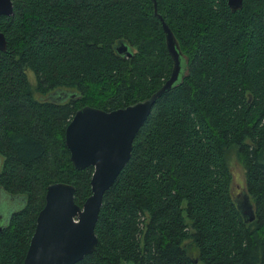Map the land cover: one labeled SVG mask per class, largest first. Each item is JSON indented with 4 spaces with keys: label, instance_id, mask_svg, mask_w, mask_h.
Returning a JSON list of instances; mask_svg holds the SVG:
<instances>
[{
    "label": "trees",
    "instance_id": "obj_1",
    "mask_svg": "<svg viewBox=\"0 0 264 264\" xmlns=\"http://www.w3.org/2000/svg\"><path fill=\"white\" fill-rule=\"evenodd\" d=\"M10 2L11 15H0V198L10 207L0 264H22L46 186L72 185L78 206L90 194L92 168H73L63 143L75 109L142 100L172 62L151 0ZM155 10L181 72L135 132L102 195L95 248L74 264H264V0L234 12L226 0H155ZM118 41L130 57L115 53ZM60 88L73 97L32 96ZM230 146L245 170L249 222L229 188Z\"/></svg>",
    "mask_w": 264,
    "mask_h": 264
},
{
    "label": "water",
    "instance_id": "obj_2",
    "mask_svg": "<svg viewBox=\"0 0 264 264\" xmlns=\"http://www.w3.org/2000/svg\"><path fill=\"white\" fill-rule=\"evenodd\" d=\"M241 1L226 0V4L234 12L241 8ZM151 2L153 14L160 21L165 48L172 62L170 74L149 96L124 107L102 110L83 105L75 109L64 128L63 143L73 168H92L90 194L78 206L73 201L72 185L52 182L46 186L43 206L35 216L33 232L22 264H74L95 248L93 227L102 195L127 161L132 138L145 120L154 100L175 84L181 72V55L173 34L156 13L155 0ZM11 13L10 0H0V15L9 16ZM5 46L6 41L0 32V51H4ZM113 49L117 55L131 56L130 48L122 41H118ZM54 95L56 93H52L50 97ZM57 95L60 100L73 97L74 94L57 90ZM236 207L245 222L253 219L251 203L244 193L236 201Z\"/></svg>",
    "mask_w": 264,
    "mask_h": 264
},
{
    "label": "rangeland",
    "instance_id": "obj_3",
    "mask_svg": "<svg viewBox=\"0 0 264 264\" xmlns=\"http://www.w3.org/2000/svg\"><path fill=\"white\" fill-rule=\"evenodd\" d=\"M27 77L30 87H33L34 84V78L30 71H27ZM62 92L71 93V90H65V89H58ZM33 98L39 99V100H51L49 93L41 96L38 93L34 92L32 93ZM264 153V149H263ZM224 160L228 167V171L230 173V181H229V188L230 191L233 194V197L241 196L244 192V167L241 164V162L237 158V154L235 151V147L230 146L224 151ZM20 207V202L16 201L12 205V209H16ZM8 204L5 202L3 198H0V216L4 217L5 212L7 211ZM10 209V207L8 208ZM189 241V240H188ZM193 251V250H192ZM194 255L192 254V257ZM120 264H133L132 262H124L122 261ZM196 264H201L200 262H197Z\"/></svg>",
    "mask_w": 264,
    "mask_h": 264
},
{
    "label": "flooded vegetation",
    "instance_id": "obj_4",
    "mask_svg": "<svg viewBox=\"0 0 264 264\" xmlns=\"http://www.w3.org/2000/svg\"><path fill=\"white\" fill-rule=\"evenodd\" d=\"M51 93H56V95H54L51 100H58L57 89L49 92V95H51ZM60 99H62V98H60Z\"/></svg>",
    "mask_w": 264,
    "mask_h": 264
}]
</instances>
